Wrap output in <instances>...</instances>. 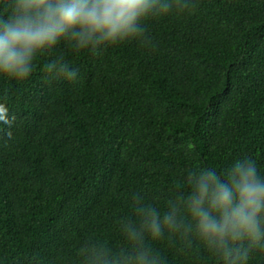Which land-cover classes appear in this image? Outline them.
<instances>
[{
    "label": "trees",
    "instance_id": "trees-1",
    "mask_svg": "<svg viewBox=\"0 0 264 264\" xmlns=\"http://www.w3.org/2000/svg\"><path fill=\"white\" fill-rule=\"evenodd\" d=\"M145 21L152 47L63 42L23 83L0 78V264H96L129 251L134 198L163 207L189 171L238 159L264 176V0H197ZM63 55L80 83L49 77ZM162 264H218L194 233L146 240ZM248 264H264V250Z\"/></svg>",
    "mask_w": 264,
    "mask_h": 264
},
{
    "label": "clouds",
    "instance_id": "clouds-1",
    "mask_svg": "<svg viewBox=\"0 0 264 264\" xmlns=\"http://www.w3.org/2000/svg\"><path fill=\"white\" fill-rule=\"evenodd\" d=\"M197 8V0H0V78L28 81L37 61L62 42L76 52L128 41L152 47L145 21ZM43 70L80 83L79 69L63 55L44 63ZM15 119L0 103V123L11 128ZM182 183L187 190L163 207L135 197L136 221L123 227L129 251L115 260L95 251L96 264H162L145 241H159L165 232L194 233L218 264H248L250 252L264 250V176L255 160H235L223 174L207 167L189 171Z\"/></svg>",
    "mask_w": 264,
    "mask_h": 264
}]
</instances>
